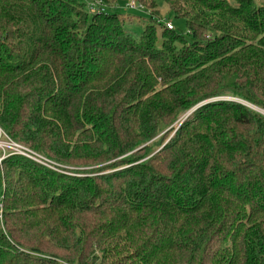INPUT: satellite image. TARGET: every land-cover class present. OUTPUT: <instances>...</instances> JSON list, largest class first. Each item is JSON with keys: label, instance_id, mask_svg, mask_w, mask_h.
<instances>
[{"label": "trees", "instance_id": "1", "mask_svg": "<svg viewBox=\"0 0 264 264\" xmlns=\"http://www.w3.org/2000/svg\"><path fill=\"white\" fill-rule=\"evenodd\" d=\"M102 1L0 0V264H264V0Z\"/></svg>", "mask_w": 264, "mask_h": 264}, {"label": "rangeland", "instance_id": "2", "mask_svg": "<svg viewBox=\"0 0 264 264\" xmlns=\"http://www.w3.org/2000/svg\"><path fill=\"white\" fill-rule=\"evenodd\" d=\"M78 1V0H76ZM82 1V0H81ZM130 0H119L113 7V5H111L112 9H108V11H114V12H120L123 14V18L126 20L127 22V26L130 28V30L132 31L133 35H140L142 33V30L144 28V26H146L147 24H149L151 22L149 13L145 10V9H136V10H130L127 7V4L129 3ZM106 7H109V5L107 3H104ZM86 8L88 10V7L86 5ZM89 11V10H88ZM159 11L160 14L159 16L161 17V23L162 25H165V22L170 21L172 22V24L174 25L175 29L178 30L180 33H183L186 38L188 40H190V35L188 34V30H187V25H186V21L182 18H177L174 15L171 14V12L169 11L168 7L166 4L164 3H160L159 6ZM158 27V26H157ZM247 104V103H246ZM248 106L262 114H264V111L257 108V107H252L248 104ZM185 116H183L182 118H180L176 124H174L173 126H176L175 129L170 133V131H164L163 137H159V142H163L164 144L174 135L175 131L177 130L178 127V123L182 122V120L184 119ZM172 126V127H173ZM161 135V136H162ZM6 139V138H3ZM13 141H15V143L23 146L24 148H26V153H27V157L31 156V157H36L37 155H43L39 152H37L36 150L32 149V147L19 142L17 140H14L13 138H11ZM4 154L3 149H0V156H2ZM10 153H7L6 157L9 156ZM20 155V154H19ZM23 156V155H20ZM44 156V155H43ZM46 157V156H44ZM26 158V157H25ZM30 158V157H29ZM31 161H34L31 159ZM35 162V161H34ZM37 163V162H36Z\"/></svg>", "mask_w": 264, "mask_h": 264}, {"label": "built area", "instance_id": "3", "mask_svg": "<svg viewBox=\"0 0 264 264\" xmlns=\"http://www.w3.org/2000/svg\"><path fill=\"white\" fill-rule=\"evenodd\" d=\"M89 12L91 13H100V12H105L107 7L105 6L104 2L102 0H84ZM127 7L130 10H136V9H144L143 5H141L137 0H130L129 3L127 4ZM166 25L168 29H173L174 25L172 22L168 21L166 22ZM6 138V139H3ZM0 149H3L4 154L0 156V163L6 158V154H17V155H23L27 157L26 153V148L23 146L15 143L11 139L10 136H8L5 131L0 127ZM9 154V155H10ZM30 157V158H29ZM27 158L34 160L35 162L49 168L55 171H60L57 168V165L49 160L47 157H44L43 155H37L36 157H31L29 156ZM1 197V196H0ZM0 222L2 223V215L0 214Z\"/></svg>", "mask_w": 264, "mask_h": 264}, {"label": "water", "instance_id": "4", "mask_svg": "<svg viewBox=\"0 0 264 264\" xmlns=\"http://www.w3.org/2000/svg\"><path fill=\"white\" fill-rule=\"evenodd\" d=\"M246 105H248V104H246ZM197 107H198V106H197ZM251 107H252V106H251ZM191 112H192V111L188 112V113L186 114V116L184 117V119H185V118H186ZM184 119H183V120H184ZM183 120H182V121H183Z\"/></svg>", "mask_w": 264, "mask_h": 264}, {"label": "clouds", "instance_id": "5", "mask_svg": "<svg viewBox=\"0 0 264 264\" xmlns=\"http://www.w3.org/2000/svg\"><path fill=\"white\" fill-rule=\"evenodd\" d=\"M4 131V130H3Z\"/></svg>", "mask_w": 264, "mask_h": 264}]
</instances>
